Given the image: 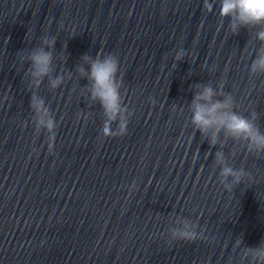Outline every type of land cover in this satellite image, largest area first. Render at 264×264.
<instances>
[{
    "label": "clouds",
    "instance_id": "clouds-1",
    "mask_svg": "<svg viewBox=\"0 0 264 264\" xmlns=\"http://www.w3.org/2000/svg\"><path fill=\"white\" fill-rule=\"evenodd\" d=\"M211 7V6H210ZM219 16L228 18L230 32L238 34L241 28L258 29L255 38L260 42L256 49L255 58L249 67L251 76L264 75V0H219ZM56 36L43 35L39 44L20 56V63H27L29 67L24 75L29 78V85L33 89L29 107L34 113V130L38 135L41 130L48 135V151L54 149V141L58 123L50 107L36 92L44 78L47 77L50 89L55 90L65 83V78H72V73L53 76ZM66 47V45H65ZM19 51V52H23ZM18 52V53H19ZM186 50L180 48L176 51L174 60L183 61ZM64 60L63 62H65ZM85 65L88 68H85ZM120 61L112 53L101 54L97 51L95 57L84 54L81 63L75 71L79 77L87 80L84 91L89 93L92 102H98L103 110L104 121L101 134L104 137H122L127 134L129 118L133 112L124 104L121 94L122 79L119 75ZM193 98L188 104L191 113V125L205 137L209 146L219 145L214 154V165L219 166V183L229 192L251 178V173L244 168H234L229 164V156L223 151L228 140L244 145L246 151L253 155H264V131H261L257 121L259 113L254 109L245 116L237 111L236 100L229 92L223 91V83L213 87L212 83H198L192 86ZM7 98V97H6ZM154 105V98H149ZM116 124V128L112 127ZM212 155L207 152V156ZM136 187L133 181L129 185L131 192ZM171 226L167 235L172 241H195L206 239L198 222L188 217L175 216L170 219ZM240 249V264H264V240L256 247L247 246L242 236H238L233 244V250Z\"/></svg>",
    "mask_w": 264,
    "mask_h": 264
}]
</instances>
